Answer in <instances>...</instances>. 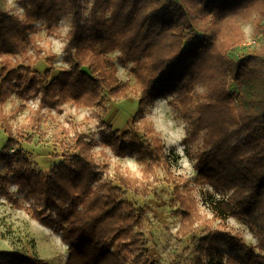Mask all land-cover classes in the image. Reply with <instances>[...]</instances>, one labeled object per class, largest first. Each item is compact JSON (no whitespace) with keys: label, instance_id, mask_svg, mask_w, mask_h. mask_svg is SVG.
Instances as JSON below:
<instances>
[{"label":"trees","instance_id":"1","mask_svg":"<svg viewBox=\"0 0 264 264\" xmlns=\"http://www.w3.org/2000/svg\"><path fill=\"white\" fill-rule=\"evenodd\" d=\"M22 1V16L0 5V131L7 135L0 147V166L6 169L0 168L2 194L61 234L69 246L67 264H159L147 249V213L123 198L132 184L142 193L137 181L121 176L116 185L105 178L94 143L85 135L76 132L69 137L78 152L65 153L49 172L40 170L22 147L35 134L45 136L40 120L46 108L60 110L66 101L96 108L101 117L108 112L106 96L128 98L132 89L118 78L112 56L119 51L120 59L133 63L140 86L133 125L145 118L143 108L150 99L175 94L183 107L197 101V118L190 122L185 141L190 145L203 137L202 149L191 156L197 179L226 195L212 202L213 218L208 220L188 188L168 172L182 213L180 231L196 247V264H264V255L253 249L243 257L216 253L211 235L197 234L202 224L217 219L247 218L264 252V50L240 58L230 55L245 40L243 22L255 14L264 39V0H95L86 24L81 21L79 0ZM69 11L73 15L65 45L69 67L53 78V65L45 72L32 67L38 60L29 54L35 45L33 31L44 20L52 33ZM208 19L209 25L197 26V20ZM12 82L21 98L39 100L32 133L15 128L5 111ZM102 145L117 157L138 155L141 162L151 154L132 128L110 127ZM159 165L170 168L167 160L152 155L144 174L154 173ZM11 185L19 186L29 205L13 198ZM0 264L46 263L8 252Z\"/></svg>","mask_w":264,"mask_h":264},{"label":"rangeland","instance_id":"2","mask_svg":"<svg viewBox=\"0 0 264 264\" xmlns=\"http://www.w3.org/2000/svg\"><path fill=\"white\" fill-rule=\"evenodd\" d=\"M94 2L95 0H79L82 23L89 22ZM0 5L10 14L23 15L22 0H0ZM103 10V6L99 8L100 13ZM72 20L70 11L63 13L52 33L48 32L44 20L35 24V45L29 50L33 60L38 58L32 66L33 69L45 72L53 65L54 78L69 67L65 45ZM259 23L256 14L243 22L245 40L230 52L232 57L240 58L264 50ZM209 24V19L197 20L199 27ZM119 55V51L112 53L118 78L132 89L128 98L113 99L106 96L104 104L108 107V112L101 117L96 108L76 107L66 101L62 102L60 110L46 108L42 111L40 120L45 136L35 134V139L22 143V147L40 170L49 172L54 165L63 161L65 153L78 152L69 137L76 132L85 135L88 141L94 143L93 151L105 178L119 185V177H129L132 181H137L136 187L140 192H147L137 193L132 184L123 198L133 203L136 209L147 213L144 234L150 257L159 264H196V247L191 237H184L180 231L182 213L175 199L174 182L169 180L168 172L171 171L174 181L182 188H188V193L197 201L200 214L208 220L213 218L212 202L226 195L222 191H216L209 183L197 179L196 160L191 156L202 149L203 137L190 145L185 141L190 122L197 118V101L195 99L190 106L183 107L175 94L150 99L143 108L145 118H139L137 124L133 125V118L139 111L140 86L134 75L133 63L120 59ZM12 61L19 65L17 59ZM231 89H236V85L233 84ZM202 90L203 87L199 84L197 91ZM8 91L5 111L10 123L15 128L23 127L32 133V118L39 106V100L37 97L21 98L17 94L15 82L10 84ZM110 127L120 131L132 128L152 155L167 160L169 170L159 165L154 173L145 175L143 168L150 163L152 156L148 153L145 154V162H141L138 155L115 156L109 148L102 145ZM6 140V133L0 131V147ZM0 168L1 171H6L4 165ZM10 192L14 199L19 200L20 205H29L19 186L11 185ZM197 234L201 237L211 235L214 252L225 256L243 257L252 249L255 253L264 255L258 248L260 239L247 218L231 216L226 220L217 219L212 224H202ZM8 252L34 257L46 264H67L69 246L63 242L60 233L42 225L25 209L8 200L0 188V263Z\"/></svg>","mask_w":264,"mask_h":264}]
</instances>
